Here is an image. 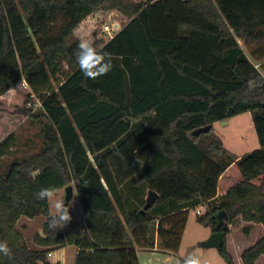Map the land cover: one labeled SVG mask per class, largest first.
Returning a JSON list of instances; mask_svg holds the SVG:
<instances>
[{
	"label": "trees",
	"instance_id": "trees-1",
	"mask_svg": "<svg viewBox=\"0 0 264 264\" xmlns=\"http://www.w3.org/2000/svg\"><path fill=\"white\" fill-rule=\"evenodd\" d=\"M113 10L128 18L100 45L113 68L86 79L73 28ZM238 39L255 44L250 54ZM21 80L25 101L7 107L26 114L30 95L41 99L44 147L0 173V241L12 250L0 264H53L48 254L67 245L78 248L74 264H140L138 248L157 244L177 253L188 210L216 201L218 189L222 203L199 222L226 236L228 221L264 226V0H0V96ZM247 111L260 148L226 158L213 124ZM15 142L0 131V164ZM71 183L84 222L49 230V202L36 194ZM127 185L159 197L145 209ZM222 211L228 217L219 221ZM22 216L46 217L35 237L41 248L17 228ZM226 236L219 252L235 264ZM263 255L264 235L242 264Z\"/></svg>",
	"mask_w": 264,
	"mask_h": 264
},
{
	"label": "rangeland",
	"instance_id": "rangeland-1",
	"mask_svg": "<svg viewBox=\"0 0 264 264\" xmlns=\"http://www.w3.org/2000/svg\"><path fill=\"white\" fill-rule=\"evenodd\" d=\"M90 18L93 22H90V26H87L92 30L93 38L99 47L102 43L108 41L107 36L102 37L98 34L104 22L108 21L120 23L123 26V24L128 20L126 16L117 10L109 11L102 15L101 13H96ZM239 42L245 51L250 54V48L255 44H251V47H248L249 45L245 44L242 39H240ZM256 66L258 68L260 67L259 65ZM65 69H67L66 65ZM18 87L19 85H16L15 88L17 89L11 97L7 96L5 99H0V131H2L4 137L11 132L16 135L15 145L13 149H11L13 152L4 156L0 164V173L2 174L7 173L8 166L13 161L30 157L40 152L44 147V128L46 120L40 115L41 111L33 110L32 106L30 107V112H27L26 114H14L13 112L15 109H10L7 107L14 104H22L25 101L28 89H24L23 86L20 88ZM213 133L223 141V146L226 149V158L231 156V158L237 159L239 158V155L241 157L260 148V143L253 123L251 111L234 116L227 120V123L215 121L213 124ZM213 159L215 161H219V158L217 157H213ZM70 185L74 186L73 183ZM144 188L145 189L140 198H142V201L146 202L149 195V189H147V187ZM65 189L66 187L58 189L57 198H65ZM224 194L225 192H223L222 189H218L217 195L215 196L216 201H203L202 204L204 205V208L202 209V213H206L211 206H219L222 203V196ZM142 203L143 202L139 204ZM78 204L79 201L77 195L75 194L68 205L71 207L70 214L73 221L84 222V212L82 207H80ZM199 206L200 205L194 206L192 209L188 210V221L183 232L181 247L178 251V259L180 260L187 254L195 251L201 257L203 264H227L224 257L220 254L218 248L205 247L203 245V243L211 237L213 231L211 226H206L197 220L198 214L196 212V208ZM50 211H52L51 207ZM81 217L83 218V221H81ZM45 221V216H38L36 218L22 216L19 219L17 228L20 230L23 238L26 240L30 248H41V245L35 241V237L38 234H43V226ZM228 225L230 232L233 233L227 235L226 242L233 238H235L236 241H244L245 249L257 243L264 235V226L258 222H247L242 220L240 224H237V222L231 223L228 221ZM248 227L250 228L249 232L246 231V228ZM64 249L68 250V252L74 253L76 247L74 245H68V247H65ZM48 257L50 258V253L48 254ZM232 257L234 260L233 255ZM70 260L71 264H73V255L70 257Z\"/></svg>",
	"mask_w": 264,
	"mask_h": 264
},
{
	"label": "clouds",
	"instance_id": "clouds-1",
	"mask_svg": "<svg viewBox=\"0 0 264 264\" xmlns=\"http://www.w3.org/2000/svg\"><path fill=\"white\" fill-rule=\"evenodd\" d=\"M72 36L76 42L74 51L76 63L86 79L96 80L101 76L107 75L112 70L113 63L111 56L96 44L92 30L87 25L81 24L75 26ZM23 84L24 81L21 80L18 88L22 87ZM16 89L15 87L9 88L6 95L11 97ZM137 162L141 166L139 159H137ZM57 195L58 190L53 186L43 187L36 194L38 200L47 201L50 204L52 211L48 215L47 226L52 231L60 230L72 221L70 214L71 207L68 206L69 204H65V198L59 199ZM0 254L5 257L12 255V250L6 241H0ZM174 264H203V261L199 254L193 251L182 259L175 261Z\"/></svg>",
	"mask_w": 264,
	"mask_h": 264
},
{
	"label": "crops",
	"instance_id": "crops-1",
	"mask_svg": "<svg viewBox=\"0 0 264 264\" xmlns=\"http://www.w3.org/2000/svg\"><path fill=\"white\" fill-rule=\"evenodd\" d=\"M95 14L96 13L91 14L89 16L91 17ZM79 25H81V23ZM238 41H240V39H238ZM14 87H16V85ZM6 93L4 95L0 96V99L7 98ZM239 157H240V155H239ZM125 189H127V190L131 189L133 194H135L137 197H141L142 196L141 194H143V191L145 188H144V186L134 187L131 185H127V186H125ZM75 194L77 195L76 190H75ZM134 196H131L132 197L131 199L135 200V198H137ZM78 201H79V199H78ZM78 205L81 207L80 201H79ZM81 221H83V218L81 219ZM232 233L233 232H229L228 234H232ZM226 238H227V236H226ZM65 247H68V245ZM65 247L56 248L50 252V258L49 259H50L51 263H53V264H69L70 263L71 264L70 257L72 255L74 256V260H75V256L78 252V248L75 246L76 249H75L74 253H71V252H68V250L64 249ZM180 247H181V245H180ZM227 248H228V251L234 256L235 264H242L241 254H242L243 250L245 249L244 241H241V242L236 241L235 238H233V239L227 241ZM138 258H139L140 264H174L175 261L179 260L178 259V252L177 253L166 252V251L162 250L158 244L152 249L138 248ZM69 260H70V262L68 263ZM256 264H264V256H261L257 260Z\"/></svg>",
	"mask_w": 264,
	"mask_h": 264
},
{
	"label": "water",
	"instance_id": "water-1",
	"mask_svg": "<svg viewBox=\"0 0 264 264\" xmlns=\"http://www.w3.org/2000/svg\"><path fill=\"white\" fill-rule=\"evenodd\" d=\"M223 123H227V121H222ZM212 125H207L203 127H199L192 131L193 136H199L201 133L208 132L211 129ZM72 188H71V187ZM68 187V188H67ZM73 189V190H72ZM75 195V188L73 185H67L66 186V195H65V204L68 205L72 198ZM159 197V194L154 190H149V195L145 204V209L149 208ZM228 215L225 211H222L218 215V220L222 221L223 219L227 218ZM225 232L223 231H215L212 233L211 237L206 240L203 245L205 247H215V248H221L225 242Z\"/></svg>",
	"mask_w": 264,
	"mask_h": 264
},
{
	"label": "built area",
	"instance_id": "built-area-1",
	"mask_svg": "<svg viewBox=\"0 0 264 264\" xmlns=\"http://www.w3.org/2000/svg\"><path fill=\"white\" fill-rule=\"evenodd\" d=\"M101 15H102V13H101ZM90 22H93V21H91L90 16H87L81 22V24L85 25L87 23L86 25L90 26L89 25ZM121 28H122V25L120 23H113V22H108L107 21V22L103 23V25H102V27L100 29V32L98 34H99V36H102V37L107 36L108 40H110L111 38H113L120 31ZM23 81H24L25 85H28V83L25 80H23ZM27 105L29 107L33 106L32 107L33 110H38V109L43 107V102L41 101V99L36 94L32 93L30 95V100L27 102ZM203 208H204L203 204H201L199 207L196 208L197 209L196 212H197L198 215L203 214L202 213V209Z\"/></svg>",
	"mask_w": 264,
	"mask_h": 264
}]
</instances>
